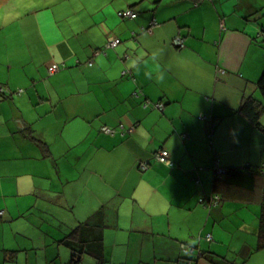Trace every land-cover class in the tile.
<instances>
[{
    "label": "crops",
    "instance_id": "1",
    "mask_svg": "<svg viewBox=\"0 0 264 264\" xmlns=\"http://www.w3.org/2000/svg\"><path fill=\"white\" fill-rule=\"evenodd\" d=\"M33 1L0 34V264H264L260 190L210 206L216 164L264 179V0Z\"/></svg>",
    "mask_w": 264,
    "mask_h": 264
},
{
    "label": "trees",
    "instance_id": "2",
    "mask_svg": "<svg viewBox=\"0 0 264 264\" xmlns=\"http://www.w3.org/2000/svg\"><path fill=\"white\" fill-rule=\"evenodd\" d=\"M258 88L262 95L263 102H258L254 99L248 98L246 99L242 106L240 107V111L247 116L252 125L261 131L264 132V127L261 124L260 118L264 113V71L261 74L258 80ZM216 178V187H218V181L224 183V188L219 190V193L216 194L220 199L226 198H239L245 200H255V195L257 190H260V203L262 207L261 215H260V241L259 247H264V179L261 170L253 169L251 166H245L243 168H231L227 169L226 173L223 175L217 174ZM246 191V195L250 196V198H245L243 193ZM1 216V215H0ZM77 230H74L72 234L69 236L68 244L74 251V253L82 252L76 244L75 234ZM72 241V242H70ZM211 241V240H210ZM84 250V249H83ZM193 250V249H192ZM85 251V250H84ZM190 256H194V261L204 256L201 252L194 254V250L186 251Z\"/></svg>",
    "mask_w": 264,
    "mask_h": 264
},
{
    "label": "rangeland",
    "instance_id": "3",
    "mask_svg": "<svg viewBox=\"0 0 264 264\" xmlns=\"http://www.w3.org/2000/svg\"><path fill=\"white\" fill-rule=\"evenodd\" d=\"M22 2L26 0H0L3 6L0 7V34L7 32L12 33V28H31L34 24L32 11L37 10L40 2L30 0L25 5ZM23 19L27 26H24ZM4 52H0L2 58Z\"/></svg>",
    "mask_w": 264,
    "mask_h": 264
},
{
    "label": "built area",
    "instance_id": "4",
    "mask_svg": "<svg viewBox=\"0 0 264 264\" xmlns=\"http://www.w3.org/2000/svg\"><path fill=\"white\" fill-rule=\"evenodd\" d=\"M119 15H120V17L135 18V17L137 16V13H136L134 10H132V9H128V10H126V11H120V12H119ZM154 24H155V23L152 22L151 26L154 25ZM119 43H120V40H119V39H110L109 42H108V44H107V46H108V47H115V46H117ZM174 43H175L176 46H178V48L184 46L183 38L180 37V36H178V37H176V38L174 39ZM58 70H59V66H58L57 64H54V65H52V66L49 68V71H50L51 73L56 72V71H58ZM161 107H162V105H161ZM122 129H123V128H122ZM133 129H134V128H130L129 130H130V131H133ZM106 131H111V130L107 129ZM155 158H156V160H157L159 163H161V164H165V165H169V166H172V165H173V162H172V160H171V158H170V152H169L168 150H166V149H160V150L155 154ZM142 167H143V168H146V164H142ZM216 171H217V172H216V175H217V174H221V175H223V174L225 173L226 170H225V169H220V168L218 167V164H216ZM211 201H212V202L210 203V206H213V205L217 204V202H219V197L216 195V197L213 198ZM2 214H3V212H0V215H2ZM206 239H207L208 241L212 240V236H211V234H208V235L206 236ZM185 248H186V247H185ZM185 251H187V249H185ZM191 251L193 252V250H191Z\"/></svg>",
    "mask_w": 264,
    "mask_h": 264
},
{
    "label": "clouds",
    "instance_id": "5",
    "mask_svg": "<svg viewBox=\"0 0 264 264\" xmlns=\"http://www.w3.org/2000/svg\"><path fill=\"white\" fill-rule=\"evenodd\" d=\"M145 76L149 80L155 79L156 83H163L165 80V77H166V73L163 71H160V72L156 73L154 76L153 73L146 72Z\"/></svg>",
    "mask_w": 264,
    "mask_h": 264
},
{
    "label": "bare ground",
    "instance_id": "6",
    "mask_svg": "<svg viewBox=\"0 0 264 264\" xmlns=\"http://www.w3.org/2000/svg\"><path fill=\"white\" fill-rule=\"evenodd\" d=\"M173 43H174V41H173ZM175 44V43H174ZM178 47V46H177Z\"/></svg>",
    "mask_w": 264,
    "mask_h": 264
},
{
    "label": "water",
    "instance_id": "7",
    "mask_svg": "<svg viewBox=\"0 0 264 264\" xmlns=\"http://www.w3.org/2000/svg\"><path fill=\"white\" fill-rule=\"evenodd\" d=\"M227 171V170H226ZM226 171H225V173H226Z\"/></svg>",
    "mask_w": 264,
    "mask_h": 264
}]
</instances>
